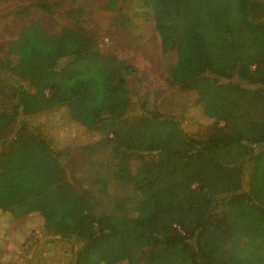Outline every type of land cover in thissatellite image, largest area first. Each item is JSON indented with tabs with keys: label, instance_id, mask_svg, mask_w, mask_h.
I'll return each mask as SVG.
<instances>
[{
	"label": "trees",
	"instance_id": "trees-1",
	"mask_svg": "<svg viewBox=\"0 0 264 264\" xmlns=\"http://www.w3.org/2000/svg\"><path fill=\"white\" fill-rule=\"evenodd\" d=\"M82 1L114 15L121 28L150 29L166 68L161 78L195 99H166L133 66L106 62L96 33L84 27V9L54 34L37 25L26 35L24 27L17 43L44 53L50 75L18 79L0 57V141L13 126L27 132L0 154V264H264V171L227 193L205 174L220 163L239 172L264 150V0H237V26L261 32L248 47L224 34L229 65L203 51L196 12L208 6L204 0ZM210 2L225 15L223 0ZM224 68L246 84L213 76ZM43 93L60 107L31 111L29 100ZM198 123L209 128L203 139L191 134ZM74 124L83 128L86 159L71 174L78 188L65 180L55 137L58 127ZM180 186L174 197L164 196ZM35 227L42 237L25 256Z\"/></svg>",
	"mask_w": 264,
	"mask_h": 264
},
{
	"label": "rangeland",
	"instance_id": "rangeland-1",
	"mask_svg": "<svg viewBox=\"0 0 264 264\" xmlns=\"http://www.w3.org/2000/svg\"><path fill=\"white\" fill-rule=\"evenodd\" d=\"M210 1L204 0V3H208V6L200 7L199 12H196L200 22V37L203 41V47L205 46L203 51L209 59H214L216 62L229 65L234 62H232L233 60L230 57L225 56L221 49L224 34L226 40L231 33L233 39L236 40V44L238 42L239 46L248 47L250 38L261 31L248 30L245 33L244 29L237 26V19H232L237 12V6L242 5L241 3L237 5V0H233L237 6L232 5L233 2L231 0H223L224 2L221 5L225 11V15H220L219 13L217 15L214 14V16L210 14L219 8ZM36 2L38 4L32 7H30V3L20 2L18 0L0 2V57L3 59V63L6 65L8 71H12L16 78L29 79L36 82V80L41 79L44 75L47 76L49 74V64L44 60V53L36 49L33 50L28 44L17 43L21 30L25 27L27 30L26 35H29L31 32H35L38 28L37 25H39L47 34H54L64 26L73 25L74 19L82 14L79 13V10L84 9L85 12L83 13H87L85 15L87 21L84 23V27H86L88 32L94 31L96 33V45L99 47L106 62H109L111 66L117 67L122 65V63L133 66L138 75L147 80L149 90L157 91L158 94L165 96L166 99L173 100L176 97L186 98L189 101L195 99L193 93H181L171 89L161 78L166 68H160V65L164 63L158 61L157 50L151 45V40L157 42V39L150 29L143 28L141 30L130 31L127 28H121L117 25L114 15L94 12L91 8V2L87 1L36 0ZM15 13H17L16 16ZM201 25L215 26L216 29H207ZM217 30L219 33H216ZM211 39H214V41H211ZM262 50L264 52V48L259 49L260 52ZM257 51L256 49L248 58L252 61L255 60ZM235 71V69H219V72L214 73L213 76L221 82L245 85L246 83L237 77ZM132 98L133 102L136 103L137 98L135 96ZM163 101L165 102L166 100ZM58 103L59 101L53 98L52 95L43 93L33 95L28 102V106H31V111H41L53 105L55 106ZM136 110L139 112V109L135 107L132 113ZM208 130V126L198 123L192 129L191 134L194 135L193 137L203 139L204 135H208ZM56 132L58 134L55 137H58L59 147L62 148L61 152H64L61 155H63L62 164L65 166L66 172L65 180L70 182L72 186L77 187L78 184L72 176L86 162L80 144L83 128L74 124L58 127ZM187 132L189 133V131ZM26 134L27 132L18 131L17 126H13L4 139L0 141V154L12 151L16 146V141L24 139ZM187 168L193 171L196 168V164L189 161L187 162ZM238 170L239 172L233 171L228 163L212 164L208 167L207 172H205L206 180H215L216 183H219V188L227 193L240 180L243 181L251 175H256L260 171H264V150L242 163ZM182 185L184 188L186 187V183ZM180 191H182V186L177 190L170 191L169 194L164 196L166 198L174 197ZM22 225L23 219L14 221L11 226L10 237H12L13 233L19 231ZM35 229L37 228L35 227ZM37 231L27 241L22 251L23 255L27 256L33 249L34 243L40 241L42 233L38 229Z\"/></svg>",
	"mask_w": 264,
	"mask_h": 264
},
{
	"label": "crops",
	"instance_id": "crops-1",
	"mask_svg": "<svg viewBox=\"0 0 264 264\" xmlns=\"http://www.w3.org/2000/svg\"><path fill=\"white\" fill-rule=\"evenodd\" d=\"M231 1L233 2V4H232V5H234V6H237V5H235V3H234V1H233V0H231ZM214 14H215V12L211 13L210 15H211V16H214Z\"/></svg>",
	"mask_w": 264,
	"mask_h": 264
},
{
	"label": "built area",
	"instance_id": "built-area-1",
	"mask_svg": "<svg viewBox=\"0 0 264 264\" xmlns=\"http://www.w3.org/2000/svg\"><path fill=\"white\" fill-rule=\"evenodd\" d=\"M253 69H255V67H253Z\"/></svg>",
	"mask_w": 264,
	"mask_h": 264
}]
</instances>
